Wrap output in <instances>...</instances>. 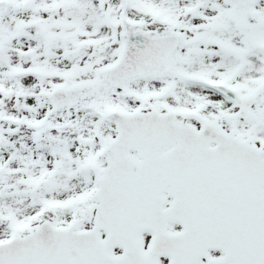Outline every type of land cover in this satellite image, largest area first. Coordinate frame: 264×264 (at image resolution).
<instances>
[{
  "label": "snow or ice",
  "instance_id": "obj_1",
  "mask_svg": "<svg viewBox=\"0 0 264 264\" xmlns=\"http://www.w3.org/2000/svg\"><path fill=\"white\" fill-rule=\"evenodd\" d=\"M0 264H264V0H0Z\"/></svg>",
  "mask_w": 264,
  "mask_h": 264
}]
</instances>
